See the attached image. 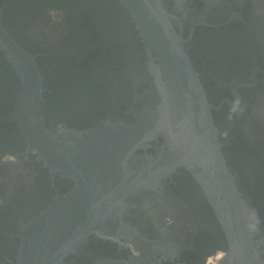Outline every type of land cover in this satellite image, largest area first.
<instances>
[{
	"label": "flooded vegetation",
	"instance_id": "af4514ba",
	"mask_svg": "<svg viewBox=\"0 0 264 264\" xmlns=\"http://www.w3.org/2000/svg\"><path fill=\"white\" fill-rule=\"evenodd\" d=\"M163 1L203 85L221 150L264 227V0ZM0 10L6 32L36 54L42 116L53 133L101 122L132 128L139 112L160 107L148 47L118 0H0ZM19 85L0 49V264H16L18 232L74 184L36 159L9 118ZM145 143L136 158L153 157L164 140ZM148 173L149 182H136L59 264H224L226 236L192 173L183 166Z\"/></svg>",
	"mask_w": 264,
	"mask_h": 264
},
{
	"label": "water",
	"instance_id": "95a60500",
	"mask_svg": "<svg viewBox=\"0 0 264 264\" xmlns=\"http://www.w3.org/2000/svg\"><path fill=\"white\" fill-rule=\"evenodd\" d=\"M118 2L148 47L161 99L157 110L139 112L132 128L118 121L57 134L48 129L36 54L17 44L0 22V49L20 79L9 118L52 175L74 182L18 232L16 264H59L85 233L97 232L112 206L133 192L136 182H149L148 171L161 175L179 166L192 173L223 228L229 249L224 264H264L259 259L264 249V227L258 226L262 218L221 150L211 106L176 29L175 15L163 0ZM156 135L163 137L161 150L153 157L136 158L135 150L146 148L145 142Z\"/></svg>",
	"mask_w": 264,
	"mask_h": 264
}]
</instances>
